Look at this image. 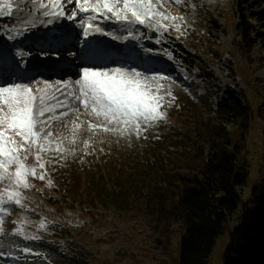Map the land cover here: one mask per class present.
I'll return each mask as SVG.
<instances>
[{
  "label": "rangeland",
  "instance_id": "rangeland-1",
  "mask_svg": "<svg viewBox=\"0 0 264 264\" xmlns=\"http://www.w3.org/2000/svg\"><path fill=\"white\" fill-rule=\"evenodd\" d=\"M42 1L0 0V17L11 14L16 22L22 23L24 20H20L19 15L24 10L19 5ZM67 6L77 12L76 18H49L64 23L65 33L54 35L58 37L55 42L51 37L47 40L46 31L32 35L35 39H31L30 45L46 52L55 44L60 49L56 51L59 56L55 59L62 57L68 70L61 77H44L40 72L32 77L30 83L33 86L36 80L52 81L54 78L69 81L71 87L73 74L70 73L75 68L78 70L94 63L83 57L99 52L91 36L87 37L90 47L85 48L86 38L80 26L81 19L88 23L86 17L95 14L79 13L74 4ZM153 6L167 17H156V22L168 30L161 33L155 28L150 29L147 22L144 26L132 25V39L121 43L110 36L109 49L104 53L108 59L102 61L109 66H135L153 75L167 77L153 85V89L160 87L157 95L163 97V105L157 110L161 118L150 126L143 125L139 135L135 131L121 135L105 131L103 127H92L100 121L89 114L91 108L85 110L83 106H80L78 116L70 112L64 119L53 121L52 150L41 153L44 168L36 163L35 155H29L26 161L45 178L38 179L29 174L25 179L30 187L26 189L5 187L7 181L0 182L3 192L18 190L22 196L19 204L9 201L6 195L0 199V220L3 221L0 230L6 234L0 235V264H177L184 231L182 222L170 220L164 223L155 211L148 212L146 197H142L143 193L148 195L151 186L165 184L169 187L173 182L170 177L174 172L173 165L161 155L169 146L167 139L180 127L178 114L184 108L191 109V102L197 103L196 94L187 82V65L177 61L189 58V53L199 57L201 60L196 63L213 73L212 78L197 81V94L204 95L206 87L217 92L216 88L234 85L242 93L244 103L249 105L251 120L244 162L249 167L250 178L240 189L242 201L251 196L253 187L264 188V50L258 46L246 53L237 47L238 37L233 28L237 20L234 0H181L179 4L172 0H159L157 4L153 0ZM43 9L50 11L51 6ZM97 18L103 19L102 16ZM102 22L106 26L111 24L118 32L106 31L128 35L121 24ZM70 23H74V27H70ZM174 25H179L180 29ZM66 35L77 38L70 44ZM9 37L11 44L0 45V73L5 80L28 74L24 70L28 66L18 62L20 58L55 63L52 55H42L40 51L32 53L30 58L20 51L24 41L20 35L10 34ZM132 43L135 45L131 49ZM69 52L74 53L71 58L65 56ZM110 52L114 53L113 58L109 56ZM77 54L81 58H77ZM193 72L198 75L200 70L196 67ZM56 96L65 98L60 93ZM215 99L216 96H212L210 101L214 103ZM59 111L67 109H58L57 114ZM57 148L61 150L57 152ZM239 212L216 240L208 264H224L225 248ZM14 232L20 235H12ZM25 236L34 238L26 239ZM24 247L29 252H23Z\"/></svg>",
  "mask_w": 264,
  "mask_h": 264
},
{
  "label": "trees",
  "instance_id": "trees-1",
  "mask_svg": "<svg viewBox=\"0 0 264 264\" xmlns=\"http://www.w3.org/2000/svg\"><path fill=\"white\" fill-rule=\"evenodd\" d=\"M234 4L237 47L246 53L258 46L264 50V0H234ZM187 55L177 61L187 65V82L197 103L178 114L180 127L167 139L169 146L161 155L173 165V182L143 193L145 207L164 223L182 222L177 264H208L216 240L240 210L223 263L264 264V188L253 187L245 201L240 191L250 178L244 162L249 105L234 85L216 88L217 92L206 87L204 95L197 94V81L212 78L213 73L196 63L199 57ZM196 67L198 75L193 72Z\"/></svg>",
  "mask_w": 264,
  "mask_h": 264
},
{
  "label": "snow or ice",
  "instance_id": "snow-or-ice-1",
  "mask_svg": "<svg viewBox=\"0 0 264 264\" xmlns=\"http://www.w3.org/2000/svg\"><path fill=\"white\" fill-rule=\"evenodd\" d=\"M172 2L179 4L181 0H172ZM156 3L159 4V0H156ZM68 4H74L79 13L95 14L86 17L88 23L85 19L80 21L86 38L85 48L90 47L87 37L94 34L111 36L113 40L121 43L132 39L134 37L132 25L144 26L147 22L150 29L155 28L161 33L168 30L165 25L156 22V17L163 19L167 17L157 11L153 6V0H47V5L42 3L41 7L50 5L51 11H44L42 14L45 17L62 16L73 20L77 12L73 11L71 15H66L65 9ZM97 16H102L104 22L121 24L128 35L121 36L106 31L102 24L95 23ZM48 23L51 24L52 20H48ZM174 26L177 30L180 29L179 25ZM51 40L55 42L58 37L52 36ZM52 51H60V49L53 44L45 54L50 55ZM77 58H81L80 54H77ZM83 58L108 59L99 52ZM77 75L78 78H73L69 87L67 80L57 79L52 83L47 80H36L33 86L30 83L32 77L27 73L24 76H17L15 80H5L0 73V182L7 181L5 187L29 188L30 185L25 179L29 174L38 179L45 178L44 174L36 173L34 166L26 164L27 158L29 155H35L36 163L40 168H44V164L41 163V153L52 150L53 121L64 119L70 112H75L78 116L80 106L85 110L91 108L89 114L100 121L92 127H103L105 131L121 135L132 131L139 135L143 125L150 126L156 119L161 118L157 110L163 105V97L157 95L161 90L160 87L153 89V85H157L158 80L167 77L153 75L135 66L125 67L123 64L109 66L107 63L86 64L79 67ZM41 83L43 87H40ZM56 93H60L65 98L58 99ZM58 109H67V111H59L57 114ZM60 150L56 149L57 152ZM4 195L9 201L14 200L17 204L22 199L18 190L6 192L0 190V199H3ZM2 223L3 221L0 220V224ZM0 235L6 234L0 230ZM12 235H20V233L14 232ZM25 238L34 237L25 236ZM21 250L25 253L29 252L27 247Z\"/></svg>",
  "mask_w": 264,
  "mask_h": 264
},
{
  "label": "bare ground",
  "instance_id": "bare-ground-1",
  "mask_svg": "<svg viewBox=\"0 0 264 264\" xmlns=\"http://www.w3.org/2000/svg\"><path fill=\"white\" fill-rule=\"evenodd\" d=\"M30 1V0H29ZM33 2H35L36 0H31ZM45 4L47 3V0L42 1L40 4H23V5H19V8L21 10H24L23 14H20V20H24V22L20 23V22H16L15 19L13 18V16L11 14H7V15H2V17H0V45H9L12 43V39H10L9 35L10 34H18L20 35L21 39H23V43L20 46V51L22 53L28 54V55H32V53H36L38 51L42 52V55H46L45 51H41L40 48H37V46H33L32 44L30 45L31 39H35L32 38V35H39L42 34L46 31V36H47V40L52 37V35H60L65 33V24L56 21H52L51 24L48 23V20L51 16L49 17H45L42 13L44 11H48V10H44L41 7V4ZM73 7H69L67 6L65 9L66 15H70L72 13V9ZM51 11V10H50ZM66 18V17H63ZM103 19L101 18H97V20L95 21V23L97 24H102L103 28H105V30H111L113 32L114 28L113 26L110 25H105V23L102 22ZM6 27H13V29H7ZM70 27H74V23H70ZM118 32V31H117ZM116 32V33H117ZM120 32V31H119ZM23 33V34H22ZM66 39L68 40L67 35L65 36ZM92 40L94 41V44H96L99 53H105L107 52L106 50L109 49L110 46V42H111V38L110 36H105V35H101V34H94L91 35ZM76 35L74 36V38H71L70 44L73 43L76 40ZM51 39V38H50ZM49 39V41H50ZM41 41V40H40ZM85 41V40H84ZM48 42V41H46ZM45 42V43H46ZM49 43V42H48ZM134 43L131 44L130 48H134ZM109 56L111 58H113L115 55L113 52L108 53ZM50 55H52L53 60H55V63H49L48 60L46 62H42V61H38L36 59L33 60H27L25 58H20L18 59V62H21L20 64L24 65V67L28 66V69H24L25 71L28 72V75L31 77H35L40 75V71L39 67L42 68L44 65L48 64V65H52L55 68L53 69L55 72H49L48 74L42 75L44 77H47V75L54 77H61V75H63L64 73H66V71L68 70V65L63 62L64 60H62L61 58L58 60L57 58L55 59V57L59 56V53H57L55 51V53H51ZM49 55V56H50ZM74 53L73 52H69L66 53L65 56L71 58V56H73ZM107 56V54H106ZM32 58V56L30 57ZM57 61V63H56ZM5 64H7L6 66H9L10 64L8 63L7 59H4ZM17 62V63H18ZM96 63H103L102 60H96ZM74 66V64H72ZM45 68V67H44ZM77 73L78 70L75 68L73 73V78H77ZM54 78L52 81H49V83L54 82ZM43 87V86H42Z\"/></svg>",
  "mask_w": 264,
  "mask_h": 264
}]
</instances>
